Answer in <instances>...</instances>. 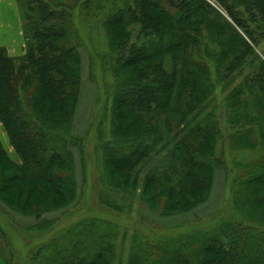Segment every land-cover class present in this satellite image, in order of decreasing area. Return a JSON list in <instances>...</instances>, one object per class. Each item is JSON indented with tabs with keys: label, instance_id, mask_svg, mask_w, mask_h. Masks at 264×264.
Returning <instances> with one entry per match:
<instances>
[{
	"label": "trees",
	"instance_id": "trees-1",
	"mask_svg": "<svg viewBox=\"0 0 264 264\" xmlns=\"http://www.w3.org/2000/svg\"><path fill=\"white\" fill-rule=\"evenodd\" d=\"M16 1L30 11L23 25L28 45L17 56L0 46V121L21 161L12 159L0 136V201L41 218L42 227L50 222L44 214L73 203L77 192L65 171L73 165L74 148L85 158L84 138L71 135L83 55L68 4ZM82 1L88 15L91 0ZM216 1L227 15L209 0H110L105 21L117 69L125 72L114 88L111 138L98 145L106 179L123 189L141 186V199L153 205L164 198L166 213L208 198L216 168L225 165L227 142L237 149L264 144V57L256 49L264 39V0ZM202 46L215 74L207 60L197 59ZM237 78L221 116L238 131L226 137L217 113L201 116V110L217 84L227 90ZM261 156L238 181L239 208L251 210L255 220H264V151ZM255 223L223 220L182 242V236L173 237L155 264H264V222ZM102 235L89 244L69 240L70 253L46 257L44 264H112L115 248ZM8 237L0 224L9 251ZM141 259L138 264H150Z\"/></svg>",
	"mask_w": 264,
	"mask_h": 264
},
{
	"label": "rangeland",
	"instance_id": "rangeland-1",
	"mask_svg": "<svg viewBox=\"0 0 264 264\" xmlns=\"http://www.w3.org/2000/svg\"><path fill=\"white\" fill-rule=\"evenodd\" d=\"M56 1L66 3L72 8V29L76 31L73 38L76 37V43H80L79 49L82 50L83 55L82 92L71 135L84 138L82 157L85 158L82 162L80 150L74 148L76 156L71 169L65 171V175L75 181L76 196L73 203L70 202L60 210L44 214L43 217L50 220L47 226L42 223V227H38L41 218L35 215H23L0 201V224L7 229L10 241L9 251L6 246L9 264H44L48 260L46 257L59 256L61 251H64V254L70 253L72 248L68 245L69 240L89 244L94 237L100 238L101 234L107 235L106 242L115 248L112 264H132L134 259L138 260L134 262L138 264L141 258H146L145 262L149 259L150 264H155L169 248L167 240L173 237L182 236L178 238L182 242L183 239H187L185 237L187 234L211 231L223 220L245 219L252 225H255V222H264L262 217L255 220L251 210L249 212L245 207L239 208L237 203L238 181L247 176L245 169L252 164L251 162L262 158L261 154L264 151L262 143L253 148L244 146L237 149L227 142L224 148L225 165L216 168L208 198L195 207L182 211L172 210L171 213H166L164 198L158 202V205H153L147 199L146 201L141 199L144 198L141 186L136 190L123 189L119 181L106 179L102 153L98 145L102 140L111 138L110 109L114 88L120 84L125 73L121 72L123 67L122 70L117 69L116 50L110 44V37L113 35L109 33L105 24L107 13L111 9L110 0L105 4L102 0H91L88 5L90 15L86 14L87 6L82 4L84 2L82 0ZM209 1L223 11L216 0ZM99 3L101 5H98ZM27 13L30 14L27 6L20 5L16 0H0V41H2L0 44L9 45L10 51L16 50L21 44L23 49L18 52L26 51L28 41L25 38L23 25ZM19 27L22 34L19 32ZM131 27L133 28V25ZM129 34L132 35L131 40L137 37L134 30ZM256 49L264 57V39ZM8 53L11 54L9 51ZM200 53L197 59L203 61L199 58L202 57L207 60L215 74V67L206 56L203 46ZM165 66L171 69L172 60L168 56ZM239 79L230 82L227 90L222 86L223 83L217 84L201 110V116L217 113L216 119L220 127L224 126L226 137L231 136V133L237 129L221 116L224 97L237 85ZM212 97L215 99H211ZM0 136L12 159L20 162L21 159L9 143L1 121ZM254 138L258 139V136L254 135ZM149 167L145 166L142 174L146 173ZM0 241L4 246L6 245L5 239L2 238ZM186 246L189 247L183 245L182 249Z\"/></svg>",
	"mask_w": 264,
	"mask_h": 264
},
{
	"label": "crops",
	"instance_id": "crops-1",
	"mask_svg": "<svg viewBox=\"0 0 264 264\" xmlns=\"http://www.w3.org/2000/svg\"><path fill=\"white\" fill-rule=\"evenodd\" d=\"M19 32H20V34H22L21 27H19ZM22 38H23V36H22ZM1 42L2 41H0V43ZM0 46H5V45L4 44H0ZM8 46L9 45H6L5 47L11 53L10 55H21L23 53V52L19 53L23 49L22 44H21V46L19 48H16V50H14V51L13 50L10 51V48ZM0 264H8V256H7V253H6V246H4L1 243V241H0Z\"/></svg>",
	"mask_w": 264,
	"mask_h": 264
}]
</instances>
